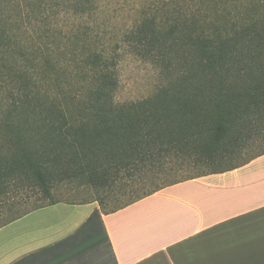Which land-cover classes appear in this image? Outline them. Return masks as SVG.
<instances>
[{
	"label": "trees",
	"instance_id": "1",
	"mask_svg": "<svg viewBox=\"0 0 264 264\" xmlns=\"http://www.w3.org/2000/svg\"><path fill=\"white\" fill-rule=\"evenodd\" d=\"M2 4L0 193L50 195L64 181L112 189L163 159L229 153L242 129L264 121V0ZM124 5L136 17L120 19ZM125 53L164 80L117 102ZM97 201L105 212L134 202L106 210Z\"/></svg>",
	"mask_w": 264,
	"mask_h": 264
},
{
	"label": "crops",
	"instance_id": "2",
	"mask_svg": "<svg viewBox=\"0 0 264 264\" xmlns=\"http://www.w3.org/2000/svg\"><path fill=\"white\" fill-rule=\"evenodd\" d=\"M0 264H264V153L110 212L31 210L0 226Z\"/></svg>",
	"mask_w": 264,
	"mask_h": 264
},
{
	"label": "rangeland",
	"instance_id": "3",
	"mask_svg": "<svg viewBox=\"0 0 264 264\" xmlns=\"http://www.w3.org/2000/svg\"><path fill=\"white\" fill-rule=\"evenodd\" d=\"M124 3L126 0H117ZM146 4V0H134ZM2 4V0H0ZM125 3V5H127ZM3 5V4H2ZM124 5V6H125ZM1 6V5H0ZM119 8L121 6H118ZM125 6L123 17H136L137 9ZM124 21L120 22L122 25ZM119 89L117 102L139 100L151 95L163 82L161 69L137 55L125 53L118 65ZM254 129H242V139L229 153L214 158L195 155L193 158L175 156L163 159L162 165L146 166L139 177H120L112 189L90 183L64 181L55 183L50 195L41 190L20 191L12 186L7 193H0V226L31 209L53 201L85 202L105 199L106 210H113L179 180L202 175L211 171L240 165L264 152V121H257Z\"/></svg>",
	"mask_w": 264,
	"mask_h": 264
}]
</instances>
